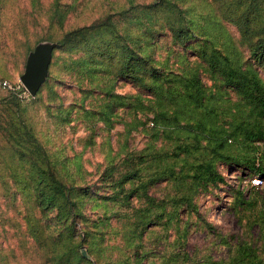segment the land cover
<instances>
[{
  "label": "trees",
  "instance_id": "16d2710c",
  "mask_svg": "<svg viewBox=\"0 0 264 264\" xmlns=\"http://www.w3.org/2000/svg\"><path fill=\"white\" fill-rule=\"evenodd\" d=\"M178 3V0H155L142 7L141 13L145 23L150 24L154 15L151 11L165 10L166 19L161 29H167L172 42L177 45L184 46L199 34L203 36V45L196 53L200 63L187 64L179 74L151 66L150 57L142 55V42L151 45L154 37L152 27L147 25L142 33L143 41L127 33L119 44H111L102 37L96 42V36L102 31L112 35L113 40L119 37L118 21L113 20V15L90 26L68 31L57 42L58 47L68 50L80 47L89 51L96 45L99 55L110 53L114 47L119 55L116 77L131 81L147 94L146 97L118 95L111 86L103 91L99 111L93 112V116L110 130L115 123V112L127 109L134 118L125 126L127 135L147 122L152 127L144 150L127 152L118 164L110 165L104 171L102 182L106 183L109 192L100 199L123 203L130 208V213L124 216V228L128 227V230L123 238L127 237L126 243L133 250L135 264L145 261L155 264V260L159 264H264L259 247L264 248V206L252 204L239 187L232 189V213L239 216L253 211V217L247 221V230H259L260 244L235 236L213 235L223 249L216 257L206 254L197 261L187 253L190 217H200L195 197L226 182L218 166L233 168L252 180H264V80L256 69L264 72V21L261 20L264 0H230L220 5L223 18L239 32L248 49V61L253 65L239 62V54L218 19L200 17V22L205 25L199 26L198 31L199 22L191 19L189 11ZM133 8L136 7L130 3V9L118 15L127 18ZM53 17L62 27L64 13L57 2ZM136 23L139 28L145 25L142 20ZM221 35L225 36L223 40H220ZM90 63L85 59L80 65ZM88 71L96 70L90 68ZM203 74L211 86L204 82ZM229 89L239 98L242 109L229 105V99L225 98ZM11 98L15 100L13 94ZM68 115L67 112L63 122H67ZM149 115L152 116L150 119ZM20 133L15 142H24L27 164L35 176L30 182L40 215L38 220L45 221V230L52 227V232H56L52 236L50 262L81 264L88 255V249L83 248L81 242L89 241L93 247L99 226L105 222L102 218L92 222L90 228L96 232L88 228L92 220L84 211L86 191L63 182L59 177V162L51 159L27 128ZM160 140L170 145L169 150L156 149L153 144ZM258 144L263 145V151ZM161 184L170 185L174 194L161 199L153 196L151 190ZM133 200L142 201L143 206L132 207ZM183 217L186 219L182 220ZM202 225L211 228L203 221ZM153 227H161L166 233L172 230L176 234L171 243L164 240L166 244L162 251L142 247L143 234Z\"/></svg>",
  "mask_w": 264,
  "mask_h": 264
},
{
  "label": "rangeland",
  "instance_id": "374dc122",
  "mask_svg": "<svg viewBox=\"0 0 264 264\" xmlns=\"http://www.w3.org/2000/svg\"><path fill=\"white\" fill-rule=\"evenodd\" d=\"M224 1L230 0H178V4L189 11L191 19L199 22L198 31L201 29L199 26L205 25L200 22V17L205 20L208 17L218 19L239 54V62L253 65L248 61V49L241 41L239 32L223 18L220 5ZM55 2L64 13L62 27L58 26L53 17ZM154 2L0 0V264H52V236L56 232H52V227L45 230V221L38 220L40 215L34 204L30 182L35 176L27 164L24 142H15L24 128L33 134L51 159L59 162V177L62 181L86 191L84 211L92 220L88 228L96 232L90 228L92 222L98 218L105 222L99 226L100 232L95 235L93 247H90L89 241L81 242L83 248L88 249V255L81 264H135L133 250L126 243L127 237L123 238L124 232L128 230V227L124 228V216L130 213V208L123 203L101 201L100 197L109 192L102 179L104 171L110 165L118 164L127 152L137 153L146 148L152 127L147 122L145 126L127 135L125 126L134 119L127 109L115 112V123L110 130L93 116V112L99 111L103 103V91L111 86L118 95L139 94L146 97L147 94L131 81L116 77L119 55L114 47L110 53L108 51L107 54L103 52L99 55L96 45H92L89 51L80 47L68 50L58 47L57 42L68 31L90 26L113 15V20L118 21L119 37L113 40L112 35L102 31L96 36V42L102 37L111 44H119L127 33L143 41L142 33L147 25L152 27L154 37L150 41L151 45L143 41L141 47L144 49L142 55L150 57L151 66L179 74L187 64H199L196 53L203 45V36L199 34V37L184 46L173 43L169 31L161 29L166 19L165 10L151 11L154 15L150 24L145 23L142 7ZM130 3L136 8L125 14L127 18L119 16L122 11L130 9ZM137 20H142L145 25L139 28ZM261 20L264 21V3ZM224 37L221 35L220 40ZM38 45H53L54 48L46 80L32 98L21 85L20 77L24 73L28 54ZM85 59L91 63L80 65ZM90 68L96 71H88ZM256 69L264 80V72ZM203 80L208 87L212 85L205 74ZM3 82L8 86L3 87ZM227 91L229 95L225 98L229 99V105L242 109L234 91ZM67 112L68 120L63 122L62 118ZM151 117L148 116L149 119ZM153 145L157 150L167 151L170 148L161 140ZM258 145L263 151V145ZM218 170L224 174L226 182L198 194L194 202L200 217H190L187 253L197 261L206 254L216 257L222 252V247L217 245L213 235L227 238L235 236L259 244L261 241L257 228L247 230V221L253 217V211L234 215L231 204L232 189L239 187L252 204L264 206V180L254 186L252 178L244 176L240 171L225 166H218ZM151 194L161 199L167 194H174V191L170 185L161 184L153 188ZM130 205L138 209L143 206V202L133 200ZM185 219L183 217L182 220ZM202 221L211 228L202 225ZM175 238L174 231L166 233L161 227H153L143 234L142 247L162 251L166 244L164 240L171 243ZM158 240L162 243H156ZM259 247L264 258V248L261 245ZM138 251L142 252V249ZM154 262L159 264L157 260ZM142 264L151 263L145 261Z\"/></svg>",
  "mask_w": 264,
  "mask_h": 264
},
{
  "label": "water",
  "instance_id": "95a60500",
  "mask_svg": "<svg viewBox=\"0 0 264 264\" xmlns=\"http://www.w3.org/2000/svg\"><path fill=\"white\" fill-rule=\"evenodd\" d=\"M53 45H38L28 54L20 82L25 91L34 98L48 75Z\"/></svg>",
  "mask_w": 264,
  "mask_h": 264
},
{
  "label": "built area",
  "instance_id": "2783aa9c",
  "mask_svg": "<svg viewBox=\"0 0 264 264\" xmlns=\"http://www.w3.org/2000/svg\"><path fill=\"white\" fill-rule=\"evenodd\" d=\"M3 87L8 86L6 82L2 83ZM254 186H258L261 183V180L253 179Z\"/></svg>",
  "mask_w": 264,
  "mask_h": 264
}]
</instances>
